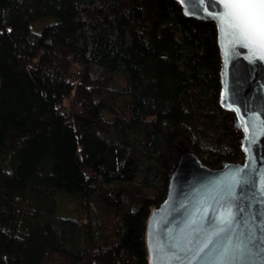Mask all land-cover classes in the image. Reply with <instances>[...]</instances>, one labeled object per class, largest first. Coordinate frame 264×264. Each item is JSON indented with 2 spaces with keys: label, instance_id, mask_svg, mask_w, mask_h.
<instances>
[{
  "label": "trees",
  "instance_id": "trees-1",
  "mask_svg": "<svg viewBox=\"0 0 264 264\" xmlns=\"http://www.w3.org/2000/svg\"><path fill=\"white\" fill-rule=\"evenodd\" d=\"M220 63L177 0H0V264H148L180 148L244 158Z\"/></svg>",
  "mask_w": 264,
  "mask_h": 264
},
{
  "label": "water",
  "instance_id": "water-1",
  "mask_svg": "<svg viewBox=\"0 0 264 264\" xmlns=\"http://www.w3.org/2000/svg\"><path fill=\"white\" fill-rule=\"evenodd\" d=\"M185 15L214 21L219 104L233 113L242 161L206 165L181 147L165 197L147 220L148 264H264V60L225 45L217 19L225 0H177ZM231 213V215H229Z\"/></svg>",
  "mask_w": 264,
  "mask_h": 264
},
{
  "label": "snow or ice",
  "instance_id": "snow-or-ice-1",
  "mask_svg": "<svg viewBox=\"0 0 264 264\" xmlns=\"http://www.w3.org/2000/svg\"><path fill=\"white\" fill-rule=\"evenodd\" d=\"M225 45L249 50V58L264 60V0H225L224 11L217 17ZM231 215V213H229Z\"/></svg>",
  "mask_w": 264,
  "mask_h": 264
},
{
  "label": "rangeland",
  "instance_id": "rangeland-1",
  "mask_svg": "<svg viewBox=\"0 0 264 264\" xmlns=\"http://www.w3.org/2000/svg\"><path fill=\"white\" fill-rule=\"evenodd\" d=\"M45 20H38V21H35L33 24H32V28L36 31H40L41 28H42V25L45 24ZM69 207H74V205L72 203L69 204Z\"/></svg>",
  "mask_w": 264,
  "mask_h": 264
}]
</instances>
